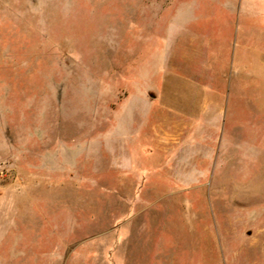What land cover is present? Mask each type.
Masks as SVG:
<instances>
[{
	"label": "rangeland",
	"instance_id": "1",
	"mask_svg": "<svg viewBox=\"0 0 264 264\" xmlns=\"http://www.w3.org/2000/svg\"><path fill=\"white\" fill-rule=\"evenodd\" d=\"M232 8L0 0V264H264V68L227 76Z\"/></svg>",
	"mask_w": 264,
	"mask_h": 264
},
{
	"label": "crops",
	"instance_id": "2",
	"mask_svg": "<svg viewBox=\"0 0 264 264\" xmlns=\"http://www.w3.org/2000/svg\"><path fill=\"white\" fill-rule=\"evenodd\" d=\"M228 5H233L228 15V27L233 38L234 53L231 59L232 70L227 73L232 81L240 77L241 67L246 68L251 55L261 69L264 68V43L257 45L254 37L247 32L253 29L264 35V0H228ZM248 72L256 75L253 69Z\"/></svg>",
	"mask_w": 264,
	"mask_h": 264
}]
</instances>
